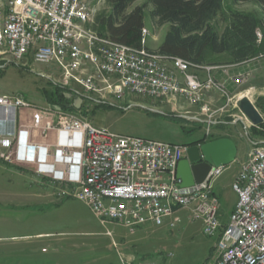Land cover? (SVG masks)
<instances>
[{
	"label": "built area",
	"instance_id": "1",
	"mask_svg": "<svg viewBox=\"0 0 264 264\" xmlns=\"http://www.w3.org/2000/svg\"><path fill=\"white\" fill-rule=\"evenodd\" d=\"M93 21L87 0H0V63L55 62L62 71L60 86L83 99L136 94L177 104L185 98L206 116V142L218 122L216 114L240 110L243 97L251 100L247 95L234 97L226 81L245 84L248 73L229 70L258 57L228 65L195 64L150 48L143 29L135 45L101 34ZM257 36L261 43L258 30ZM217 69L224 70L228 80H217L212 74ZM214 90L226 101L211 110L205 96ZM52 108L35 107L21 96L0 95V160L36 165L38 175L70 186L69 195L84 201L102 223L118 224L131 233L150 223L163 225L167 219L176 227L175 213L197 203L193 217L202 220L205 234L218 237L215 254L205 264H264V139L254 142L240 163L232 183L238 199L222 223L213 182L226 166H212L203 182L182 186L177 168L191 144L110 132L80 117L79 111L57 104ZM231 115L234 121L242 119L236 112ZM22 116L27 123L21 122ZM32 129L44 137L56 131L55 142L32 140ZM107 234L112 236L109 230Z\"/></svg>",
	"mask_w": 264,
	"mask_h": 264
},
{
	"label": "rangeland",
	"instance_id": "2",
	"mask_svg": "<svg viewBox=\"0 0 264 264\" xmlns=\"http://www.w3.org/2000/svg\"><path fill=\"white\" fill-rule=\"evenodd\" d=\"M87 1L93 9V27L106 31L100 19L112 12L110 0ZM144 4L147 5L144 26L148 29L145 40L150 48L158 49L170 24L158 25L152 19L153 6L148 0H130L127 12ZM233 10L258 17L263 46L253 57L257 59L239 67L241 72L249 74L247 82L229 87V90L234 97L247 93L264 119V57H260L264 54V9L256 0H225L224 11L212 21L219 33L229 24V14ZM212 59L224 61L226 57ZM61 75L62 71L55 62L44 64L30 60L27 65L1 62L0 94L21 96L35 107L50 109L54 104L47 98L61 87ZM251 88L252 91L245 92ZM216 92L215 97L221 99L210 102L211 110L218 109L226 101L221 92ZM199 107L191 105L185 98L174 104L136 94L124 98H101L93 94L84 99L83 109L77 111L80 117L110 132L165 142L193 143L204 139L207 125L188 116L197 115ZM233 112L242 119L230 123L234 118L229 112L216 114L218 122L213 125L209 138L230 135L238 147L236 160L226 166L220 176V181L225 184L221 194V211L225 213L236 200L231 187L233 176L254 142L264 139V121L254 125L238 108L231 110L230 114ZM200 117L206 116L201 114ZM0 163V264H119L120 256L127 259L129 253L141 262L205 264L215 254L218 237L205 234L202 220L194 218L190 211L178 213L176 227H170L167 219L163 225L150 223L148 227L131 233L118 224L102 223L84 201L69 195L70 186L36 174L33 167H16L5 161ZM196 205L194 203L191 208ZM108 230L112 236L107 234ZM43 232L51 234H40Z\"/></svg>",
	"mask_w": 264,
	"mask_h": 264
},
{
	"label": "trees",
	"instance_id": "3",
	"mask_svg": "<svg viewBox=\"0 0 264 264\" xmlns=\"http://www.w3.org/2000/svg\"><path fill=\"white\" fill-rule=\"evenodd\" d=\"M248 2L251 0H233ZM264 9V0H256ZM153 9L150 14L158 25L170 24L158 50L167 56H179L195 64L221 65L246 61L260 53L258 43V17L249 12L230 11L229 24L219 33L212 21L225 9V0H148ZM112 12L100 19L106 31H99L115 40L139 44L144 28L146 4L127 12L130 0H110ZM225 56L224 61L212 58ZM62 87L47 98L66 111H77L73 99L65 96ZM83 109V106L82 108ZM80 109V110H81ZM211 138V140L217 139ZM206 142L204 139L193 142Z\"/></svg>",
	"mask_w": 264,
	"mask_h": 264
},
{
	"label": "water",
	"instance_id": "4",
	"mask_svg": "<svg viewBox=\"0 0 264 264\" xmlns=\"http://www.w3.org/2000/svg\"><path fill=\"white\" fill-rule=\"evenodd\" d=\"M65 96L68 99H73V106L76 109L82 108L83 97H73L69 92H66ZM238 106L254 125L263 123L262 114L248 97L241 98L238 101ZM188 144L191 146L177 168V177L181 180L182 186H191L203 182L212 166H228L237 157V144L230 137H220L201 144Z\"/></svg>",
	"mask_w": 264,
	"mask_h": 264
},
{
	"label": "crops",
	"instance_id": "5",
	"mask_svg": "<svg viewBox=\"0 0 264 264\" xmlns=\"http://www.w3.org/2000/svg\"><path fill=\"white\" fill-rule=\"evenodd\" d=\"M240 65L239 66H235V67H232V68H230V70H229V74H235V73H237V72H241L240 71ZM199 74H200V76L202 77V78H204L205 76H206V73L204 72V71H199ZM215 77H216V79L217 80H220V81H226V80H228V75L224 72V70H222V69H217V70H214L213 71V73H212ZM226 84H227V87L229 88V87H232V88H234V87H236L237 85H235L233 82H231V81H226ZM216 94H218L217 92H216V90H214V91H212L211 93H209V94H207L206 96H205V100L207 101V102H211V101H215V102H218V101H220V96H218L217 98L215 97V95ZM0 95H9V94H5V93H3V94H0ZM181 99V98H180ZM180 99H178V100H180ZM32 105H33V103H31ZM224 104V103H223ZM222 106V105H221ZM197 107V106H196ZM180 108H183V106H182V104H180ZM200 108V107H199ZM200 111V109L199 110H197L196 111V113H197V115H188L189 116V118H191V119H193V120H199V121H204L205 120V118L204 117H200V115H201V113L199 112ZM187 112H192V111H187ZM183 114H185V113H183ZM229 115L231 116V114H230V112H229ZM21 122H23V123H27L28 121H27V119L25 118V117H21ZM230 123H234V120H230ZM31 132H32V135H31V137H32V140H34V141H37V142H41V143H48V144H51V143H54L55 142V140H56V131H50L49 133H48V135L47 136H42L41 134H39V133H34L33 134V129L31 130ZM226 137H230V135H228V136H226ZM245 160V158H243V161ZM2 160H0V162H1ZM3 162V161H2ZM3 164V163H2ZM0 165H1V163H0ZM13 166H16V167H33V172H35L36 174H37V167H36V165H33L32 163H30V164H12ZM240 167V166H239ZM239 167H238V169H239ZM237 173V172H236ZM236 173H235V175H236ZM235 175L233 176V180H232V183H233V181H234V178H235ZM232 183H231V187H232ZM225 184L222 182V181H220V177L219 178H217L214 182H213V188H214V192L218 195V197H219V201H220V207H219V213H218V215H219V219H220V221L222 222V223H226L227 221H228V219H229V216H230V214L232 213V211H233V209H234V207H235V205H236V202H237V199H238V196H237V193H236V200H235V202L231 205V208H230V210H229V212H227V213H225V212H222L221 211V194H222V190H223V186H224ZM233 189V188H232ZM183 210H187V211H190V212H192V208H185V209H180V210H178L176 213H175V215H174V217H179L178 216V213H181ZM146 227H148L147 225H144V226H140L137 230L139 231V230H141V229H143V228H146ZM136 230V231H137ZM40 234H46V235H48V234H51V233H40ZM40 234H38V235H40ZM126 259L123 255H121L120 256V263L119 264H122V261H121V259ZM136 256L134 255V254H131V253H129L128 254V256H127V259L126 260H129V261H132V262H134V263H141V261H136ZM139 260V259H138Z\"/></svg>",
	"mask_w": 264,
	"mask_h": 264
},
{
	"label": "bare ground",
	"instance_id": "6",
	"mask_svg": "<svg viewBox=\"0 0 264 264\" xmlns=\"http://www.w3.org/2000/svg\"><path fill=\"white\" fill-rule=\"evenodd\" d=\"M148 34V29H146V27L143 28V38H145V36ZM252 91V90H251ZM250 94V93H249ZM243 95H247L249 96L247 93L243 94ZM242 95H240L239 97H241ZM250 97V96H249Z\"/></svg>",
	"mask_w": 264,
	"mask_h": 264
},
{
	"label": "flooded vegetation",
	"instance_id": "7",
	"mask_svg": "<svg viewBox=\"0 0 264 264\" xmlns=\"http://www.w3.org/2000/svg\"><path fill=\"white\" fill-rule=\"evenodd\" d=\"M185 157V156H184Z\"/></svg>",
	"mask_w": 264,
	"mask_h": 264
}]
</instances>
